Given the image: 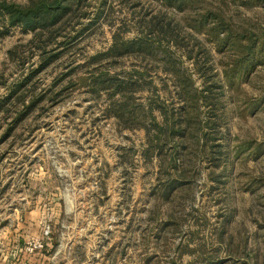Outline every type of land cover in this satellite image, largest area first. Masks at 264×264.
I'll return each mask as SVG.
<instances>
[{"label": "rangeland", "instance_id": "374dc122", "mask_svg": "<svg viewBox=\"0 0 264 264\" xmlns=\"http://www.w3.org/2000/svg\"><path fill=\"white\" fill-rule=\"evenodd\" d=\"M4 29L0 101L32 74L43 101L0 115V264H264V0H89Z\"/></svg>", "mask_w": 264, "mask_h": 264}, {"label": "trees", "instance_id": "16d2710c", "mask_svg": "<svg viewBox=\"0 0 264 264\" xmlns=\"http://www.w3.org/2000/svg\"><path fill=\"white\" fill-rule=\"evenodd\" d=\"M88 1L89 0H30L31 4L26 6L1 2L0 23H2V26L5 28V33L8 32V26H21L27 32L31 31L39 34L40 32L56 28L67 15L71 14L72 9L75 6L78 7L82 3H86ZM135 44V41L125 42L119 47V44L116 42L105 55L117 52L118 50H130V48H132ZM102 56L104 55L97 56L95 59H99ZM48 64L49 63L46 65ZM42 68H44V65ZM33 77L34 76L32 74L30 77L21 81V83L16 85L8 96L0 101V115L8 113L9 108L16 103H18L19 107H22V110L18 113L17 118L14 120V127L30 117L33 112H35L38 104L43 101L42 99L40 101H33L28 105L25 104L27 97L26 94L23 93V90L28 88V85L34 79ZM104 83L111 84L109 88H115V93L121 94L120 88L124 83L120 81V79L109 77L104 81ZM113 85L115 86L113 87Z\"/></svg>", "mask_w": 264, "mask_h": 264}]
</instances>
